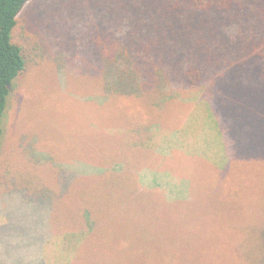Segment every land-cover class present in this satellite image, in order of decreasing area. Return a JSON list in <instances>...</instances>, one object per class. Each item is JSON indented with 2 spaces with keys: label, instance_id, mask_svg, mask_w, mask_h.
Here are the masks:
<instances>
[{
  "label": "rangeland",
  "instance_id": "obj_1",
  "mask_svg": "<svg viewBox=\"0 0 264 264\" xmlns=\"http://www.w3.org/2000/svg\"><path fill=\"white\" fill-rule=\"evenodd\" d=\"M236 2L246 15V25H254L256 16L262 21L250 46L255 58L224 73L228 94L222 96L218 113L211 111L201 90L180 89L174 97L168 96L156 121H146L155 125L148 132L149 152L127 147L128 140L132 144L146 140L142 131L130 135L133 119H144L117 99L99 96L101 84L82 76L77 50L94 17L91 2L37 0L28 5L27 29L23 39L15 42L29 38V45H34L41 40L51 57L20 77L8 114V151L0 157V264H118V257L127 264L256 261L255 254L264 248V159L238 165L233 156L237 142H245L243 120L251 115L249 107L264 104V0ZM61 50L72 64L64 72L52 59ZM34 137V149L40 154L36 158L24 150ZM120 158L131 162L139 188L153 191H143L148 197L131 200L121 209V218L111 220L118 219L113 244L107 239L104 262L99 259L101 252L87 257L79 253L80 259L87 258L80 261L74 258L77 252L70 251L71 245L61 241L83 227L80 218L85 206H78L75 191L91 189L84 199L93 203L99 215L118 210L126 201L124 193L117 207H102L104 190L93 188L109 184L100 183L106 175L99 173L100 168ZM61 164L74 172L72 184L55 211L41 213L30 191L61 190ZM227 167L228 175L221 181ZM145 170L149 183L141 188ZM154 173L162 181L156 187L151 185ZM12 179L20 190L28 188V194L10 193Z\"/></svg>",
  "mask_w": 264,
  "mask_h": 264
},
{
  "label": "trees",
  "instance_id": "obj_2",
  "mask_svg": "<svg viewBox=\"0 0 264 264\" xmlns=\"http://www.w3.org/2000/svg\"><path fill=\"white\" fill-rule=\"evenodd\" d=\"M34 1L37 0H0V157L8 151L6 143L9 130L6 123L12 110V98L18 92V80L33 66L39 65L40 61L51 57L48 47L41 40L34 45H29V38H25L23 43L15 42V39L24 37L31 9L28 5ZM87 2H91L90 13L94 17L86 26L88 31L84 35L82 47L77 50L82 60L81 73L101 84L103 93L99 96L106 100L117 99L123 106L133 108L131 111L144 119H133L134 127L130 135L142 131L141 135L146 134V140L133 144L128 140L127 147L130 149L134 146L143 147L149 152L151 137L148 132L155 125L148 126L146 121H156L167 97H174V93L180 89L203 91L211 111L218 113L222 107V96L228 94L224 73L235 65L246 64L255 58L250 46L256 41L255 33L262 29V21L256 16L254 25H246V15L238 8L236 0ZM67 8L73 11V5ZM52 59L59 72L72 67L62 50L60 56H53ZM248 112L251 115L243 120L246 121L243 125L245 142H237L236 155L233 156L238 165L264 159V104L249 107ZM35 137L24 150L36 158L40 154L34 149L37 141ZM45 155L49 158V154ZM104 163L106 168H100L99 173L105 172L106 175L100 183L109 181V184L93 188V191L98 188L104 190V198L100 200L102 207H117L116 203L123 193L126 201L118 210L108 215H99L93 209V203L84 199L90 195L91 189L75 191L78 206H85L80 218L83 227L78 233L61 237L62 242L71 245L70 251L77 252L74 258H79V253L87 257L88 253L101 252L99 259L104 262L109 253L107 239L112 243L115 221L121 218V209L123 211L131 200L139 202L148 197L143 191H153L139 188L128 159L120 158ZM146 171L140 179L141 188L147 187L149 183L145 177ZM228 172L227 167L221 181L227 177ZM73 175L70 167L61 164V190L43 187L30 191L33 201L39 202L41 213L42 210L47 214L57 209L54 206L69 190ZM3 177L7 178V175ZM160 177L154 173L151 185L156 187L162 184ZM11 184L14 188L10 193L28 194V188L20 190L17 187L16 179H12ZM51 225L55 230L57 225L53 222ZM54 237L60 239L59 235L54 234ZM262 240L264 242V238ZM259 242L261 238L258 245ZM255 256L257 258L253 264H264V248L262 251L259 248ZM86 259L79 258L80 261ZM116 262L127 264L122 263L120 257Z\"/></svg>",
  "mask_w": 264,
  "mask_h": 264
}]
</instances>
